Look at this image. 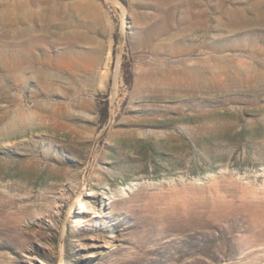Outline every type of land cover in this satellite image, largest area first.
<instances>
[{
  "label": "rangeland",
  "instance_id": "obj_1",
  "mask_svg": "<svg viewBox=\"0 0 264 264\" xmlns=\"http://www.w3.org/2000/svg\"><path fill=\"white\" fill-rule=\"evenodd\" d=\"M0 264H264V0H0Z\"/></svg>",
  "mask_w": 264,
  "mask_h": 264
},
{
  "label": "bare ground",
  "instance_id": "obj_2",
  "mask_svg": "<svg viewBox=\"0 0 264 264\" xmlns=\"http://www.w3.org/2000/svg\"><path fill=\"white\" fill-rule=\"evenodd\" d=\"M28 6V5H27ZM22 9V8H21ZM29 11V10H28ZM15 18V17H14ZM21 32V31H20ZM19 32V33H20ZM63 37V36H62ZM34 42H36V40L34 39V41H33V43ZM29 53H30V51H25L23 54H14L13 56H12V60L14 61V63L16 64V65H21L23 62H25L26 60H27V58H33L34 57V55L32 54H30L29 55ZM33 56V57H32ZM37 57H35V59H36Z\"/></svg>",
  "mask_w": 264,
  "mask_h": 264
},
{
  "label": "trees",
  "instance_id": "obj_3",
  "mask_svg": "<svg viewBox=\"0 0 264 264\" xmlns=\"http://www.w3.org/2000/svg\"><path fill=\"white\" fill-rule=\"evenodd\" d=\"M99 114L101 116V122H104L107 117V107L106 105L99 107Z\"/></svg>",
  "mask_w": 264,
  "mask_h": 264
}]
</instances>
